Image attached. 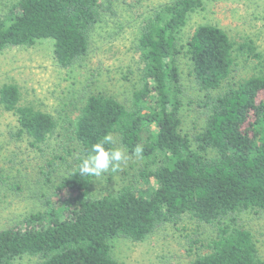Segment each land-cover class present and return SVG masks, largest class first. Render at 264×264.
I'll list each match as a JSON object with an SVG mask.
<instances>
[{"label": "trees", "instance_id": "trees-1", "mask_svg": "<svg viewBox=\"0 0 264 264\" xmlns=\"http://www.w3.org/2000/svg\"><path fill=\"white\" fill-rule=\"evenodd\" d=\"M114 2L17 0L0 15V52L52 39L56 63L73 67L88 55L103 15L114 14ZM203 6V0H171L142 18L141 86L130 105L102 92L89 95L72 121L69 138L76 147L66 157H46L57 119L22 104L16 83L0 85V104L17 121L12 135L26 136L47 160L43 180L53 183L59 166H67L44 210L0 228V264H15L25 255L35 258L32 264H121L113 239L144 241L185 217L215 230L206 253H197L190 264H264L253 233L236 216L248 210L264 214V73L230 81L236 51L245 50L247 58L261 55L253 41L237 48L215 24L199 25L182 44L190 14ZM182 56L198 92L187 99L203 123L193 135L183 129ZM106 135L114 142L117 136L123 148L146 161L137 173L145 189L130 183L91 198L97 176L81 175L79 164Z\"/></svg>", "mask_w": 264, "mask_h": 264}, {"label": "rangeland", "instance_id": "rangeland-1", "mask_svg": "<svg viewBox=\"0 0 264 264\" xmlns=\"http://www.w3.org/2000/svg\"><path fill=\"white\" fill-rule=\"evenodd\" d=\"M169 1L115 0L114 14L103 15L102 22L92 33L88 55L70 68H62L54 60L52 39H41L29 47H8L0 52V85L16 83L22 104L49 112L58 121L57 131L47 144L46 157L53 154L66 157L67 150L76 147L69 138L72 121L89 95L102 92L130 105L134 91L141 86L142 63L137 50L140 22L154 7ZM16 2L0 0V15ZM203 3L202 8L190 14L181 43L185 44L201 24L218 25L227 31L237 48L246 41H253L261 55L247 58L245 50L236 51V66L230 81L264 73V0H203ZM180 68L187 90L183 129L193 135L203 123L187 99L188 96L196 97L198 92L186 56H182ZM259 98H264L263 92ZM16 130L15 116L0 104V228L20 221L32 212L44 210L46 196L53 193L67 170V166H59L53 183L45 182L41 172L47 160L30 146L26 136L14 137L12 133ZM114 139L116 147L124 150L126 162L117 172L108 171L94 179L91 186L93 199L115 192L125 184L137 183L146 188L145 183L138 182L137 174L146 161L123 148L117 136L114 135ZM236 216L238 223L253 233L264 261V214L248 210ZM214 233L211 225L185 217L177 224L160 227L144 241L113 239L112 252L121 264H190L197 253H206L208 249L204 245ZM34 261V257L25 255L15 264H32Z\"/></svg>", "mask_w": 264, "mask_h": 264}, {"label": "clouds", "instance_id": "clouds-1", "mask_svg": "<svg viewBox=\"0 0 264 264\" xmlns=\"http://www.w3.org/2000/svg\"><path fill=\"white\" fill-rule=\"evenodd\" d=\"M114 144L111 135H106L94 143L79 164L81 175L99 177L108 171L117 172L122 163L126 162L127 157L124 150L115 147ZM141 151L142 148L137 146L135 152L139 154Z\"/></svg>", "mask_w": 264, "mask_h": 264}]
</instances>
